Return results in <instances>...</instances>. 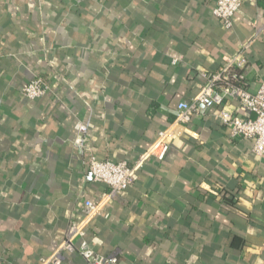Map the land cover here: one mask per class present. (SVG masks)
Listing matches in <instances>:
<instances>
[{
	"label": "crops",
	"instance_id": "obj_1",
	"mask_svg": "<svg viewBox=\"0 0 264 264\" xmlns=\"http://www.w3.org/2000/svg\"><path fill=\"white\" fill-rule=\"evenodd\" d=\"M216 1L0 0V264H39L107 190L72 145L79 121L99 158L132 163L234 54L251 90L264 81V0H243L228 30ZM35 75L53 83L38 102L22 93ZM226 108L245 115L237 100ZM217 112L178 127L165 160L86 228L97 252L116 264H264V157ZM62 264L88 261L65 252Z\"/></svg>",
	"mask_w": 264,
	"mask_h": 264
},
{
	"label": "built area",
	"instance_id": "obj_2",
	"mask_svg": "<svg viewBox=\"0 0 264 264\" xmlns=\"http://www.w3.org/2000/svg\"><path fill=\"white\" fill-rule=\"evenodd\" d=\"M243 0H217L212 14L221 21L228 30L234 26V17L242 6ZM237 68L242 69L239 73ZM250 64L243 53H236L228 58L221 71L212 74L201 91L190 101L182 100L177 106V116L173 123L162 128L157 138L139 154L138 159L130 163L126 160L112 161L101 159L86 145L89 132L88 124L79 121L76 124L78 135L72 145L81 154H88V165L95 182L107 187L97 201L86 200L84 203V219L73 224L59 246L47 256L40 259L39 264H62L65 252H79L88 264H116L115 255H104L97 252L90 244L86 228L97 216L105 215L114 198L132 186L139 172L144 170L150 160H165L177 128L194 122L204 108H218L217 119L231 129L233 136L254 140V152L264 157V81L256 90H251L247 83V71ZM53 83L46 77L35 75L22 85L23 95L32 101H41L52 94ZM237 100L245 115L230 111L226 104ZM104 213V214H102ZM80 237L77 245L75 239Z\"/></svg>",
	"mask_w": 264,
	"mask_h": 264
},
{
	"label": "trees",
	"instance_id": "obj_3",
	"mask_svg": "<svg viewBox=\"0 0 264 264\" xmlns=\"http://www.w3.org/2000/svg\"><path fill=\"white\" fill-rule=\"evenodd\" d=\"M236 71L240 73L242 71V69L237 68Z\"/></svg>",
	"mask_w": 264,
	"mask_h": 264
}]
</instances>
